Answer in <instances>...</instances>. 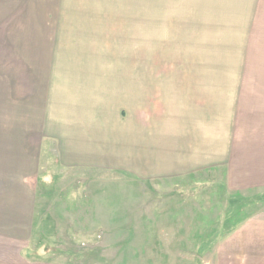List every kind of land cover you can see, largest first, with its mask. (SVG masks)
Here are the masks:
<instances>
[{
	"label": "crops",
	"instance_id": "obj_1",
	"mask_svg": "<svg viewBox=\"0 0 264 264\" xmlns=\"http://www.w3.org/2000/svg\"><path fill=\"white\" fill-rule=\"evenodd\" d=\"M35 1L61 0H26L31 6L27 9L22 6V17L27 11V19L30 21L34 16L38 23V16L46 14H34L33 10L48 6ZM167 3L172 9L168 10L169 23L161 39L163 52L171 50L172 55L167 54L159 63L158 72L140 74V106L126 107L125 121L113 108L104 109L98 96L90 98L88 109L83 107V96L89 95L84 93L98 88L92 84L88 90L87 75L80 69L73 74L65 71L64 78L51 75L53 87L56 81L65 79L67 87L62 85L46 100L47 107L44 113L40 112L38 123L21 125L11 134L16 139V148L11 150L17 153L18 161L14 179L0 190V202L6 206L15 203L9 215L14 224L10 230L20 233L1 235V240H27L29 244L36 236L37 200L40 193L42 196L50 193L47 187L54 179L53 175H41L39 171L38 160L46 144L51 145L50 151L56 149L55 156L47 158L50 166L85 169L93 163L95 170L123 169L128 176L139 179L157 200L167 197L159 192L167 184H171L170 197L197 193L201 189L198 184L177 187L175 182L186 177L196 181L222 176L224 189L235 198L264 193V0H168ZM17 24L28 25L23 19ZM31 32L33 35L39 32L36 24ZM46 54L48 57L50 52ZM81 81L83 94L69 95L68 91L76 95L79 89L81 92ZM64 92L69 97L62 96ZM103 121H106L104 129ZM109 121L125 124L126 136L121 139L118 133L122 127L112 128ZM22 127L33 129V136L38 139L32 142V135L23 139ZM99 152L101 159L96 156ZM15 194L19 198L15 199ZM262 204H258L261 211L246 220L235 222L233 217L224 216L218 239L209 234H204L203 239L197 231L187 235L184 240L189 242L196 263L197 257H215L216 264H264ZM45 214L47 230L51 217L48 211ZM214 240L223 243L220 249ZM199 241H204L205 248ZM5 247L0 249V259L3 258L0 264L7 263L6 255L13 258L8 264H52L44 258L46 252L29 256V252L33 253L30 247L18 253L17 249L6 251Z\"/></svg>",
	"mask_w": 264,
	"mask_h": 264
},
{
	"label": "rangeland",
	"instance_id": "obj_2",
	"mask_svg": "<svg viewBox=\"0 0 264 264\" xmlns=\"http://www.w3.org/2000/svg\"><path fill=\"white\" fill-rule=\"evenodd\" d=\"M167 1H35L48 6V9L33 10L34 14H46L38 16V23L34 16L30 21L27 19V11L22 17V6L26 9L31 6L26 0L0 1V190L14 179L18 155L11 149L16 148V139L12 136L16 128L38 123L40 112L44 113L47 107L46 100L62 85L67 87L66 79L56 81L53 87V73L57 78H64L65 71L73 74L80 69L87 75L88 90L92 84L98 89L84 93H89L83 96L85 109L90 98L98 96L104 109L113 108L125 121L128 116L125 108L140 106V74L158 72L159 63L167 54L172 55L171 50L163 52L161 39L172 7ZM22 19L27 26L17 24ZM34 24L39 31L36 35L31 32ZM47 52H50L48 57ZM83 81L81 92L74 90L73 83V90L79 94L68 91L69 95H82ZM61 95L68 96L66 92ZM109 124L112 128L121 126L122 132L118 135L126 136L125 124L116 121ZM101 125L104 129L106 121ZM22 131L23 139L29 135L32 142L38 139L33 136V129L22 127ZM50 146L45 145L46 150L38 160L41 175L48 173L54 179L46 189L50 193L45 196L40 193L37 200L36 236L29 244L27 240L0 239V249L6 246V251L17 249L18 253L27 246L33 250L29 256L46 252L44 258L52 264H216L215 257H197L196 263L190 254L189 242L184 240L186 236L197 231L203 239L204 234L218 239L224 216L233 217L235 222L246 220L261 211L260 202L264 206V193L232 197L234 194L224 189L222 176L197 178L198 181L193 177L179 179L175 182L178 188L198 184L201 189L197 193L170 197L171 184H167L166 189L159 191L167 197L157 200L139 179L128 176L123 169L95 170L93 163L85 169L50 166L47 158H53L56 153L54 148L50 151ZM97 155L101 159V153ZM14 198L19 195L15 194ZM15 206L14 202L7 206L0 202V237L14 233L10 230L14 224L9 215ZM46 210L51 217L47 230ZM213 243L219 249L223 245L216 240ZM199 244L205 246L204 241ZM10 258L6 255V264Z\"/></svg>",
	"mask_w": 264,
	"mask_h": 264
}]
</instances>
